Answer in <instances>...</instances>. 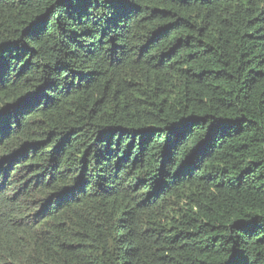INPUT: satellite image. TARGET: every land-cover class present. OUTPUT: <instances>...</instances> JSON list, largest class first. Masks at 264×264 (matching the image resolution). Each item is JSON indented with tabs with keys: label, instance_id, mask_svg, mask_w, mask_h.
<instances>
[{
	"label": "trees",
	"instance_id": "trees-1",
	"mask_svg": "<svg viewBox=\"0 0 264 264\" xmlns=\"http://www.w3.org/2000/svg\"><path fill=\"white\" fill-rule=\"evenodd\" d=\"M0 264H264V0H0Z\"/></svg>",
	"mask_w": 264,
	"mask_h": 264
}]
</instances>
